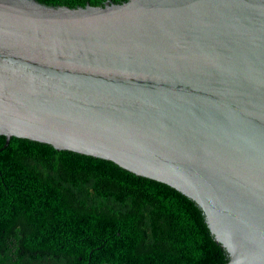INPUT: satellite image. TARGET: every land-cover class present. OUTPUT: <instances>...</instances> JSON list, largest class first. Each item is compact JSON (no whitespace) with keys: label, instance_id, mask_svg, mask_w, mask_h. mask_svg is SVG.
Returning <instances> with one entry per match:
<instances>
[{"label":"water","instance_id":"obj_1","mask_svg":"<svg viewBox=\"0 0 264 264\" xmlns=\"http://www.w3.org/2000/svg\"><path fill=\"white\" fill-rule=\"evenodd\" d=\"M0 134L165 183L264 264V0H0Z\"/></svg>","mask_w":264,"mask_h":264},{"label":"trees","instance_id":"obj_2","mask_svg":"<svg viewBox=\"0 0 264 264\" xmlns=\"http://www.w3.org/2000/svg\"><path fill=\"white\" fill-rule=\"evenodd\" d=\"M77 8L127 0H36ZM0 134V264H223L200 207L118 164ZM2 148V149H1Z\"/></svg>","mask_w":264,"mask_h":264}]
</instances>
